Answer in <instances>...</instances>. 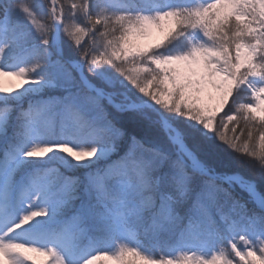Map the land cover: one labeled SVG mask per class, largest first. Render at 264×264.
<instances>
[{
  "label": "snow or ice",
  "instance_id": "obj_1",
  "mask_svg": "<svg viewBox=\"0 0 264 264\" xmlns=\"http://www.w3.org/2000/svg\"><path fill=\"white\" fill-rule=\"evenodd\" d=\"M3 77L0 264H264V0H0Z\"/></svg>",
  "mask_w": 264,
  "mask_h": 264
},
{
  "label": "trees",
  "instance_id": "obj_2",
  "mask_svg": "<svg viewBox=\"0 0 264 264\" xmlns=\"http://www.w3.org/2000/svg\"><path fill=\"white\" fill-rule=\"evenodd\" d=\"M3 81H5L4 87L8 86L10 88L12 87L13 84H17L18 82H20V80L15 78V77H5ZM57 131H58V126H57ZM138 238L140 239V241H142L143 245H150L151 244L150 239L148 237L144 236L143 234H141ZM166 250H171V249H166ZM35 254H37V253H35ZM37 255L41 258H45L43 256H40L39 254H37Z\"/></svg>",
  "mask_w": 264,
  "mask_h": 264
},
{
  "label": "rangeland",
  "instance_id": "obj_3",
  "mask_svg": "<svg viewBox=\"0 0 264 264\" xmlns=\"http://www.w3.org/2000/svg\"><path fill=\"white\" fill-rule=\"evenodd\" d=\"M4 78H5V77L0 78V83H2L3 86H4V84H5V83H4L5 81H3ZM20 83H21V81L18 82L17 84H13L11 88H13V87H17ZM6 88H10V87L7 86ZM138 239H139V238H138ZM139 241H140V239H139ZM140 243L143 244L142 241H140ZM28 255H30V256L33 258V260L35 261V264H43V261H44L45 258H41V257H39V256H38L37 254H35V253H34V254H33V253H29ZM109 264H110V262H109Z\"/></svg>",
  "mask_w": 264,
  "mask_h": 264
}]
</instances>
